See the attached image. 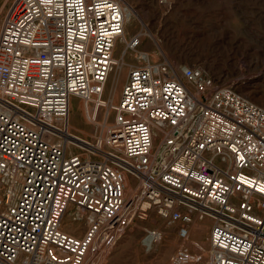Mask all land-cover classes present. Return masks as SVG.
I'll return each instance as SVG.
<instances>
[{"label":"built area","instance_id":"obj_1","mask_svg":"<svg viewBox=\"0 0 264 264\" xmlns=\"http://www.w3.org/2000/svg\"><path fill=\"white\" fill-rule=\"evenodd\" d=\"M123 34L117 0H13L7 9L0 264H98L106 243L150 211L178 221L181 238L195 217L211 220L205 257L179 249L178 261L264 264V107L199 67L179 75L144 58L128 72L105 133L72 131L71 98L99 105ZM140 38L130 36L127 50ZM161 239L159 229L145 230V243Z\"/></svg>","mask_w":264,"mask_h":264},{"label":"rangeland","instance_id":"obj_2","mask_svg":"<svg viewBox=\"0 0 264 264\" xmlns=\"http://www.w3.org/2000/svg\"><path fill=\"white\" fill-rule=\"evenodd\" d=\"M4 1L0 0V28L13 2ZM119 1L132 15L130 20L125 21L124 37L128 40L138 33L141 41L135 50L139 53L126 51V72L119 82L115 105L130 69L138 66L141 58H147L166 68L174 66L179 75L183 66L199 67L221 85L233 87L264 107V0ZM114 54L116 58L120 54L116 47ZM112 73L113 70L98 98L99 105L94 100L80 110L69 123L72 131L91 138L105 133V118L111 126L115 105L109 108L106 99ZM73 100L80 102L83 99ZM197 221L206 223L204 240L207 241L203 249L194 242L199 241L197 233L191 236L193 242L182 244L183 238L178 233L180 223L170 224L169 231L167 222L155 211H150L146 218H134L121 234L106 243L98 264H200L175 258L179 249L186 255L199 256L200 259L205 257L209 248L211 220L197 218ZM151 227L162 232V239L149 249L144 235L145 230Z\"/></svg>","mask_w":264,"mask_h":264},{"label":"bare ground","instance_id":"obj_3","mask_svg":"<svg viewBox=\"0 0 264 264\" xmlns=\"http://www.w3.org/2000/svg\"><path fill=\"white\" fill-rule=\"evenodd\" d=\"M117 1L120 3V5L123 8V12H124V24H125V21L128 20V19L130 20V18L132 16L131 15V11L129 9L125 8L121 4V2L119 0H117ZM4 2H6V0ZM125 40H126V38L124 37V34H123L122 38L115 45V47L120 50V54L117 57L118 64H117L116 68L113 69V73H112L111 80H110V85H109V87L107 89L108 97H107L106 101H107L108 105L110 106L109 108H111L116 103V98H117L118 91H119L118 90L119 82H120L121 78L125 75V72H126V67H125L124 63H125V54H126V51H127V48H126V41L127 40L126 41ZM136 49L137 48H135V49H133L131 51L133 52ZM135 52L136 53H139V50L138 51H135ZM141 60H142V58L140 59V61ZM170 68L173 71L174 70L175 71L177 70L172 65L170 66ZM170 68H169V70H170ZM73 99L74 98H71L70 106H69V109H70V113H69V123L72 120V118L74 116H76V114L80 110H82L85 107H88L95 100L94 96L93 97H90L88 99H83L80 102H78V100H77V102H75L76 100L74 101ZM104 121H105L104 127L107 130L110 127L107 124V121H108L107 118H105ZM101 134H103V133L101 132ZM7 185H8V189H10V191H11V195L13 196L11 198V203H12L14 201V199H15L16 194H17L18 185L16 183H14V181H12V180H10V182ZM133 190H134V188L131 186L130 182L128 180H126V197H127V191L129 192L128 194L130 196L133 193ZM205 218L206 219H209L207 217H205ZM66 219H68V217H66ZM151 220L154 221V219H151ZM170 224H173V223H167V225H166V228L169 231L171 230V227H169ZM82 228H83V226H79V225L77 226V229H82ZM205 232H206V223L203 222V221L201 223H199V221H197V217L194 218L193 219V222L189 225V234H188V236L186 238H183L182 239V244H185V243L189 244L190 242H193L191 240V236H192L193 233H197V237L199 238V241L196 240L194 242L196 243L197 246L199 245L200 248L203 249L205 247L206 241H207V240H204ZM152 245L153 244L147 243V246L149 247V249L152 248ZM93 253L94 252H91V254H93ZM201 253H203V252H201Z\"/></svg>","mask_w":264,"mask_h":264}]
</instances>
